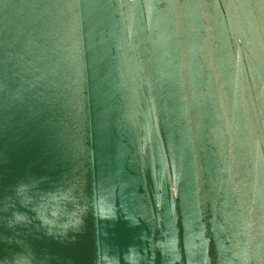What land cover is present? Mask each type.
<instances>
[{"label":"water","instance_id":"water-1","mask_svg":"<svg viewBox=\"0 0 264 264\" xmlns=\"http://www.w3.org/2000/svg\"><path fill=\"white\" fill-rule=\"evenodd\" d=\"M0 264H264V0H0Z\"/></svg>","mask_w":264,"mask_h":264}]
</instances>
